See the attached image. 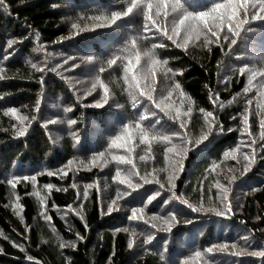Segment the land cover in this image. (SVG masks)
I'll list each match as a JSON object with an SVG mask.
<instances>
[{
	"label": "trees",
	"instance_id": "1",
	"mask_svg": "<svg viewBox=\"0 0 264 264\" xmlns=\"http://www.w3.org/2000/svg\"><path fill=\"white\" fill-rule=\"evenodd\" d=\"M66 1L0 0V264H189L193 259L205 264H264V257L251 259L245 253V249L264 252V91L258 97L248 84L249 79L264 80V51L260 54L253 46L264 33V19H251L264 7V0H248L249 23L236 30L237 36L225 27L219 39L194 37L187 45L182 38L173 43L150 21L146 23L149 30L144 29L148 40L139 36L138 26L144 28L141 14L153 0H135L145 5L137 4L127 15L134 23L128 25L124 36L118 35L122 28L96 33L103 25L97 30H75L65 23V16H71L70 23L80 18L98 22L95 17L123 12L133 0H70L72 9L66 8ZM187 3L192 4V0ZM167 11V17L162 12L154 19L171 34L173 19L177 23L181 18H176L180 10L172 12L170 3ZM260 14L264 16V12ZM240 18H244L243 11ZM209 24L213 25L211 20ZM200 25L204 28L202 22ZM133 40L136 47L126 49ZM93 51L95 63L85 70L90 74L94 70L108 84L117 98L108 108H121L117 113L90 107L94 106L92 98L84 99L88 104L69 102L74 96L82 98V92L69 93V81L75 79L76 71H65L64 64L73 55L80 57L78 61L88 62L85 59L93 57ZM136 53L140 56L138 66ZM151 56L167 61L155 68V78L150 80L155 88L151 94L160 107L147 98V104L132 106V100L121 96L129 87L124 76H132L125 66L132 58V70L139 77L149 68ZM117 57L120 59L110 68L107 61ZM104 65L107 68L99 71L98 67ZM136 95L141 98L138 92ZM188 108L191 112L185 114ZM208 113L215 117L210 132ZM114 114L119 122L108 123ZM63 115L65 120L61 119ZM141 117H147L146 121ZM159 120L162 124L155 129L151 121ZM138 123L148 124L150 140L137 141L135 153L130 151L128 157L136 167L130 165L121 173L131 168L151 185L138 195L139 203L131 204L139 192L134 198H126L133 189L115 180L122 162L107 169L98 163L92 166L91 161L100 143L111 146L116 136L127 135L125 127L133 136ZM22 128L26 131L21 136L18 133ZM107 128L110 135L103 134ZM172 129L186 134L193 143L180 147L186 151L177 156L181 163H175L174 172L182 167L170 180L166 157L173 143L152 139V135L170 137ZM206 132L207 139L195 144ZM245 155L254 157L247 171ZM17 161L19 165L12 174ZM71 162L78 167L67 170ZM26 168L28 172H23ZM37 172L38 176H32ZM160 172L157 181L154 177ZM27 175L33 178H23ZM32 180L39 189L33 187ZM97 182H101L100 187ZM223 186L226 192L221 190ZM119 194L130 205H118L116 201V207L108 212L113 204L110 201ZM236 197L240 199L231 215L227 206L231 207ZM12 203L16 204L13 208ZM74 208L77 212L72 211ZM144 208L163 228L148 223L130 247L125 227L133 210ZM172 215L176 222L168 231L161 218L170 219ZM138 219L145 222L143 214ZM247 238L254 244L245 245ZM209 248L213 249L211 253L206 251ZM230 248L242 256L232 257L226 252ZM197 252L201 253L199 258Z\"/></svg>",
	"mask_w": 264,
	"mask_h": 264
},
{
	"label": "rangeland",
	"instance_id": "2",
	"mask_svg": "<svg viewBox=\"0 0 264 264\" xmlns=\"http://www.w3.org/2000/svg\"><path fill=\"white\" fill-rule=\"evenodd\" d=\"M137 4H141V5H145V3L143 2V1H139V2H137ZM66 8H68V9H72V3H71V1L70 0H68V1H66ZM147 9V8H146ZM146 9H144L143 10V12H142V14H141V16H142V18H143V20H142V22L144 23V24H146V23H148V21L145 19V16H146ZM66 14V13H65ZM153 14V16L155 17L156 15L154 14V13H152ZM70 17L71 16H67V14H66V16H65V23L67 24V25H69V26H71L72 28H73V25L75 24V25H77L78 27L77 28H74L75 30H78V31H87V29H91V28H93V29H95V30H97L99 27H100V25H103L102 26V28L100 29V30H98L96 33H101L103 30H109V28H115V29H119V28H122V30H119L118 31V35H121V36H124L125 34H126V32H127V29H128V25H130L131 23H134V22H132V18H131V16H124V17H121L120 19H118L115 23H108L107 21H104V20H98V22L95 20V21H93V22H86V21H82V18H80L79 20H77V21H75V22H73V23H70ZM178 17H181L180 16V13H178V15H177V17L176 18H178ZM178 23V22H177ZM188 22H186V24H187ZM114 25H116V26H114ZM209 26L210 27H212V30L213 31H218V29H216L215 27H214V25H210L209 24ZM138 28H139V36H141L142 38H143V40H148V37L145 35V30H144V28H143V25L142 26H138ZM200 29H201V34H203V35H199V36H197L195 33H193L192 35H191V38L190 39H188V42L192 39V38H196V37H209V39H213V36L211 35V33L210 32H208L207 31V29H205V28H203L201 25H200ZM94 30V31H95ZM225 30H226V28H225ZM221 32V31H220ZM220 32H219V36H220ZM133 38L135 39V40H139V38H138V36H136V35H134L133 36ZM178 38H182L183 40L181 41L183 44H185V39H186V32L184 31V29L182 28L181 29V31H180V35L179 36H174L173 37V39L174 40H178ZM214 38H216V37H214ZM117 40L118 41H120L121 42V40H119L118 38H117ZM187 42V43H188ZM185 45H187V44H185ZM254 45H256V51L258 52V53H260L261 54V52H263L264 51V33L261 35V36H259L258 38H257V40H255V42L253 43V46ZM129 47H132V46H127L126 47V49L127 48H129ZM243 47H245V45L243 46ZM88 52H91L90 50H87ZM110 51H114L113 49H109V52ZM242 51V50H241ZM247 51H248V53H250L251 51H250V49H247ZM253 53H254V51H252ZM72 53H74V51L72 52ZM92 55H93V57L92 56H90L88 59H85V60H87L88 62H83V61H78V58H80V57H75L74 55L73 56H71V57H69V60L67 61V64H64V65H66V70L65 71H67V70H72V71H76V77H75V79L73 78V79H71L72 81L70 82L69 81V93H77V91L78 90H80L82 93H81V95H82V98H80V97H78L77 98V96H74L73 98H70L69 99V102H70V104L72 105V104H76V100L78 101V102H80V101H83L82 103H87V102H85V100H91V98L92 99H94V106H90V107H92V108H96V109H98V110H102V109H107L108 107H110L112 104H114V103H116L117 102V98L115 97V96H113V94H112V92L110 91V89H109V93H108V99H107V102L106 103H104V91H103V88L101 87V83H103L101 80H100V78H99V76H97L96 74H95V71L93 70V73L92 74H90V73H88L85 69H86V67H92L93 66V64L95 63V61H94V58H95V55H96V53L93 51L92 52ZM256 57H258V56H256ZM91 58V59H90ZM258 59H259V57H258ZM109 61V60H108ZM107 61V62H108ZM121 62H120V64L123 66V63L125 62V59H122V60H120ZM113 65H111L110 66V68H112L113 69V67H112ZM58 67V69H59V66H57ZM74 68V69H73ZM80 68V70H78ZM107 68V65H104V66H100V67H98V69H99V71H101V69H106ZM78 70V71H77ZM228 71V67L226 68V70H225V72H227ZM102 72V71H101ZM99 74V73H98ZM225 74V73H224ZM251 76H253V75H251ZM250 76V77H251ZM223 77L226 79V77H225V75H223ZM104 85H106L107 87H108V84H105V83H103ZM261 84H264V80H262V81H257V79H253L252 80V83H251V88H252V90H253V92H255V94L259 97L260 96V94H261V92L262 91H264V88L261 90ZM74 87H78L77 89H75L73 92L71 91ZM68 93V94H69ZM121 96H123L124 97V100H126V101H131L132 99H131V97L129 96V93H128V91H126V92H124L123 93V95H121ZM136 98H137V102H136V104L134 105L133 104V102H131L130 103V105H132V106H136V107H141V106H143V105H145V104H147L148 102L147 101H145V98L146 97H144V96H141V98L139 97V96H137L136 95ZM85 99V100H84ZM142 99V100H141ZM88 104V103H87ZM97 105H99V106H97ZM108 109H111V110H113V111H115L116 113L119 111V110H121V108H108ZM66 113H68L67 111H65ZM25 116V115H24ZM115 116H116V118H117V114H114V116L113 115H111L110 116V118L108 119V123H111L112 121H114L115 120ZM62 120H65V117H64V115L62 116V118H61ZM146 120L145 119H143V122H145ZM117 122H119L118 120L116 121L115 120V122H113V124L114 123H117ZM151 124L153 125V127L155 128V129H157V128H160V126H161V124H162V121L161 120H159V121H151ZM111 126V125H110ZM142 127L143 128H145V129H147V131H148V134H149V132H150V128H149V126H148V124H146V123H143V125H142ZM133 129V128H132ZM131 129V130H132ZM107 130V132H103V134H107V135H110V132L108 131V128L106 129ZM174 131V132H173ZM161 132V131H160ZM54 134L55 135H57L58 136V132L57 131H55L54 132ZM136 135H138V139H136ZM180 135H181V133H178L177 134V132L174 130V129H172V131H171V134H170V137H169V139H170V141H171V143H173L171 146L173 147V146H176V148L177 149H179L180 147H183V143H182V141H181V139H180ZM147 140H150V137L148 136V139ZM147 140H142L141 139V136H140V133H139V131L138 130H136V132H135V134L132 136V139L130 140V141H127V143L125 144V142L124 141H119V142H117V144H115V145H111V146H109L108 144H105V143H100L99 144V146L97 147V151H96V153L94 154V155H96L95 156V158H94V161H91V165L92 166H94V165H96L97 163L99 164V166H101V167H107V169L109 168V167H113L114 166V164L116 163V162H120L118 159H114V157H121V156H124V157H129L132 153L131 152H133V153H135V149H136V147H137V141H143V142H146ZM56 144H58V142L56 141L55 142ZM125 146H126V148H131V149H133L131 152H129V151H127V152H125ZM169 148H171V147H169ZM168 148V149H169ZM119 151H118V150ZM102 154V155H101ZM247 155H249L250 156V154L248 153ZM178 155H177V153H176V151H168L167 150V157H166V163H167V166H166V168L169 170L168 172H169V175H170V177H172L171 179H174L176 176H178V174H179V172H180V170H181V167L180 168H178L175 172H174V170H175V167H173L174 165H175V163L178 165L179 163H181V159H180V157H177ZM84 161H86V160H84ZM83 161V162H84ZM240 161H242V158H240ZM71 165L67 168V170H70V169H72V168H74V167H78V165L76 164V163H74V164H72V162L70 163ZM86 164V162L84 163V165ZM19 165V161H17V163H16V165H15V167H14V170H13V172H12V174H14V172H15V170H16V168H17V166ZM90 166V164H86V166ZM111 165H113V166H111ZM131 164H127V163H122V164H120V165H118L117 166V169H116V171H117V173H119V175H115V180L116 181H118V182H120V183H118V184H125V185H127V180L130 178L131 179V182L133 183V184H138L139 185V187H136V188H131V189H133V191L131 192V194L130 195H128L126 198H128L129 196H132L133 198L135 197V193L136 192H139L138 194H137V196L135 197V199H133L132 200V203L131 204H135V203H139V202H137V198H138V195L140 194V193H142V192H144L151 184H150V182H145L143 179H141V176H137V175H129L130 173H133L134 172V170L133 169H131L130 168V170L128 171V172H126L125 174H122L121 173V171L123 170V169H125V168H127L128 166H130ZM182 166V165H181ZM39 168H41V166H38ZM45 167V166H44ZM38 168V169H39ZM166 170V169H165ZM164 170V171H165ZM40 171H42V170H40ZM39 171V172H40ZM163 171V172H164ZM23 172H28V168H26L25 170H23ZM39 172H37L35 175H32V176H38V173ZM163 172H160V173H158V174H155V177L154 178H156V180L157 181H159V177H160V175L163 173ZM174 172V173H173ZM11 174V175H12ZM40 174H42V172L40 173ZM175 174V175H174ZM11 177V176H10ZM25 177H27V179L28 178H33V177H30V176H25ZM25 177H23V178H25ZM121 180H125V183H121ZM32 182H33V187L34 188H38L39 189V187H38V185L39 184H36L35 182H34V180H32ZM100 183L101 182H97L95 185L97 186V187H100ZM103 185L104 186H106L107 185V180H105V182L103 183ZM124 186V185H123ZM164 187V186H163ZM119 189H121V187L119 186ZM221 190H225V186H223V188L221 189ZM156 194H158V192L156 191L155 192ZM16 196V195H15ZM109 197V195L107 194V199H109L108 198ZM38 198H39V200H41L42 202L44 201V199L42 198V197H40V196H38ZM239 199L240 198H238L237 199V197L235 198V199H233V201L231 202V215H232V213L235 211V208H236V205L238 204V201H239ZM17 200V197H15L14 198V202ZM116 201L118 202L117 204L119 205V204H121V205H130V203H128V200L127 199H123L122 197H121V195L119 194L114 200H112V201H110V202H112L113 204L112 205H110L109 206V208H111L112 210H113V208L114 207H116L115 206V203H116ZM104 204H107L108 205V203L106 202V200H104V201H102ZM146 203H148V201L147 202H145V204ZM16 204H14V203H12V208L15 206ZM106 205V206H107ZM77 210H78V208H74L72 211L73 212H77ZM111 210V211H112ZM109 212V211H108ZM79 213H80V211H79ZM139 214H143V216H145V221H148V223L149 224H154L155 223V225H156V227L157 228H163V225H162V223L161 222H158V221H156L155 219H153V218H150L149 216H148V214H147V211H146V208H144L143 210H138V216H139ZM149 220H150V222H149ZM152 221H154V223L152 222ZM148 223H145L144 221H141V220H139V219H133L132 217H130L129 218V220H128V222H127V225H126V227H125V232L126 233H128L129 235H130V239H131V242H132V244H131V246L133 247V245L136 243L135 241L137 240L138 241V239H139V234L138 233H142V232H144L145 230H146V227H147V225H148ZM254 244V242L252 241V238H247L246 239V242H245V245H253ZM245 250H247V252H245L246 253V255L247 256H251L252 258L251 259H254V258H256L257 256L256 255H253V253H258V252H253V251H251L250 249H245ZM238 251V250H237ZM226 252H229V254L232 256V257H234V258H240V256H242L241 255V252L240 253H237L236 251H234L233 249H229L228 251L226 250ZM260 259H262L264 256H258ZM189 264H205V263H203L202 261H197L196 259H193V261L191 262H189ZM246 264H249L248 262L246 263Z\"/></svg>",
	"mask_w": 264,
	"mask_h": 264
},
{
	"label": "snow or ice",
	"instance_id": "3",
	"mask_svg": "<svg viewBox=\"0 0 264 264\" xmlns=\"http://www.w3.org/2000/svg\"><path fill=\"white\" fill-rule=\"evenodd\" d=\"M171 3V10L172 12H177V10H180V16L181 18H179L178 23H176V19H173V24L174 27L172 28V32L171 34H169L167 28H163L161 29L160 26L157 23V20L154 19V16L152 14V10L153 8H155V15L156 16H160L161 13L163 12L164 16L167 17L168 16V8H169V4ZM209 4H211L212 6L210 7L209 10H203L204 8H206ZM138 5L135 2V0H133V2L131 3V5L129 7L126 8V10H124L123 12H112L110 15H103V16H97L95 17V19L97 20H104L107 21L108 23H115L118 19L121 18V16H127L130 13L133 12V9L137 8ZM192 9V10H189ZM241 11L244 12V18L241 19L240 18V13ZM260 12H264V7H262L260 9V11L253 13V15L251 16L252 20H262L264 19V16H262L260 14ZM145 19L147 21H150L152 23V25L154 27H156V29L158 31H163V34L169 39L172 40L173 43H175V40L173 39L174 36H179L180 35V31L183 28L184 31L186 32V39H185V44H187L188 39L191 38V35L193 33H195L197 36H199L201 34V29H200V23H203V26L205 29H207L208 32L211 33V35L213 37H216L217 39L220 38L219 36V32L223 31L225 27H227V30L229 33H232L233 37L238 35V32L236 31L237 29H240L241 25L243 24H248L249 23V19H248V0H222V2H216V0H192V4H188L187 0H184V3L181 2V0H153V2H149L147 4V14L145 16ZM212 21L214 27L216 29H218V31H213L212 27L209 26V21ZM186 22H188L186 24ZM77 25H73V28H77ZM144 29L145 30H149L148 28V24H144ZM225 39H227V36H225ZM233 43H235V39H233L232 41ZM11 43L9 44V46H11ZM206 43H211V41H206ZM131 46L133 48L136 47V42L133 40L131 42ZM158 46H162V45H154V47H158ZM178 47L180 45H177ZM120 59V57H117L115 59L109 60L108 64L109 66L111 65H115L117 63V60ZM140 62V56L139 53L135 54V63L138 66ZM132 64H133V60L132 58H129L127 61V65L125 66L126 71H132V76L131 79H129V77L127 75L124 76V82L126 84L129 85L128 89H125L126 91H128L129 96L132 99L133 104L135 105L137 102V98H136V92L139 93L140 96H144L146 97L149 101H151L153 104L156 105V107H160V104H158L156 102V100L153 98L152 94L155 91V88L152 87V84L150 83V80H154L156 72H155V68L157 66L163 67L164 65L167 64L166 60H161L158 59L155 56H151L150 59V66L149 68L144 71V73L141 76H137L136 72L132 70ZM33 67H35V65H33ZM101 71H103V69H101ZM167 71H171L170 69H168ZM241 73H243V69L240 70ZM143 81V84H142ZM252 80L249 79L248 80V84L251 85ZM101 87L103 88L104 91V103L107 102L108 99V93H109V89L106 85H104L103 83H101ZM175 87H179V85H175ZM248 89H245V91H247ZM171 95V93L169 94ZM181 95H183V93H181ZM249 103H251V101H249ZM99 106V105H97ZM164 109L161 108V111H163ZM15 109L12 110L13 114L15 115ZM191 112V108L187 109V112L185 114H188ZM180 112L179 109L176 110V115L179 116ZM208 116L211 117V121L209 122V126H208V131H211V128L215 126V124L213 123L215 121V117L213 116L212 113H208ZM24 120H27V117L23 118ZM141 119H147V117H141ZM245 122L247 123L248 117L246 116L245 118ZM75 121H72V123H74ZM136 129L139 131L141 139L142 140H147L148 139V131L147 129L143 128L139 123L135 125ZM181 128H184L185 125L181 124L180 125ZM26 131V128H22L19 131V135H24V132ZM123 132L125 134H127L126 136L124 134L118 135L114 138V140L112 141L113 145L117 144V142L119 141H130L132 139V135L131 132L129 130L128 127H125ZM152 139H161L163 141H167L168 143H171L169 137L167 136H157L155 134L152 135ZM180 139L182 141V143L184 145L187 144H191L193 143L192 140H189L188 137L186 136V134H181L180 135ZM207 139V132L202 134L199 138H197L194 143L195 144H199L201 141L206 140ZM133 149L131 148H126V151H132ZM168 151H176L177 155H180L181 153L186 151V148H179L177 149L176 146H173L171 148L168 149ZM238 151V149H237ZM102 155V154H101ZM235 158V157H233ZM114 159H118L120 162L122 163H127V164H131L132 168L135 169V164L133 163L131 158H127L124 156L121 157H114ZM141 159H143V157H141ZM245 159L249 161L248 166L245 167L244 171L248 170V167H250L252 160L254 159V157H249L247 155H245ZM182 167V166H181ZM51 175V173H49ZM66 174V173H65ZM139 175V172H133L130 173L129 175ZM117 175H119V173H117ZM172 177H170L169 179L171 180ZM25 179H27V177H25ZM141 179H143L146 183L150 182L147 180L146 177H141ZM231 179H235V177H232ZM9 183H12V181H9ZM121 183H125V180H121ZM14 186V185H13ZM127 186L129 188H136L139 187L138 184H133L131 182V179L129 178L127 180ZM161 187H163V185H160ZM225 192L227 191L226 189L224 190ZM224 199H227V196H224ZM185 203H187L185 201ZM189 207H191V205H189ZM228 207V211H231V207L230 205L227 206ZM112 209L109 208V212ZM193 211H197L198 209L196 208H192ZM217 215H222V213L217 212ZM132 218L133 219H138V210H133L132 212ZM153 219H156L155 217ZM163 223L165 225H167L166 230L170 231L172 224L176 222V217L175 215H172L170 219H163L161 218ZM145 223H148V221H145ZM190 223V221H189ZM152 227L155 228L156 225L152 224ZM152 239L151 236L148 237V241H150ZM147 242V241H146ZM131 247V245H130ZM220 247L224 248L227 247V245H221ZM208 253H211L213 251L212 248H209L206 250ZM253 255H258V256H264V252H258V253H253ZM201 256L200 252L196 253V257L199 258Z\"/></svg>",
	"mask_w": 264,
	"mask_h": 264
}]
</instances>
